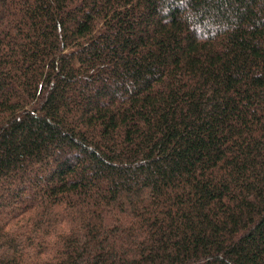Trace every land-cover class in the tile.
Returning a JSON list of instances; mask_svg holds the SVG:
<instances>
[{
	"label": "trees",
	"instance_id": "16d2710c",
	"mask_svg": "<svg viewBox=\"0 0 264 264\" xmlns=\"http://www.w3.org/2000/svg\"><path fill=\"white\" fill-rule=\"evenodd\" d=\"M0 264H264V0H0Z\"/></svg>",
	"mask_w": 264,
	"mask_h": 264
}]
</instances>
